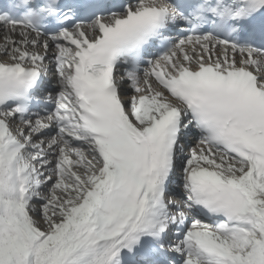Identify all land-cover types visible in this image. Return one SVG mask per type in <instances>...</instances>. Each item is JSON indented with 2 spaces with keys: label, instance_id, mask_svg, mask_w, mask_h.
Here are the masks:
<instances>
[{
  "label": "snow or ice",
  "instance_id": "6c2138e0",
  "mask_svg": "<svg viewBox=\"0 0 264 264\" xmlns=\"http://www.w3.org/2000/svg\"><path fill=\"white\" fill-rule=\"evenodd\" d=\"M0 264H264V0H6Z\"/></svg>",
  "mask_w": 264,
  "mask_h": 264
}]
</instances>
